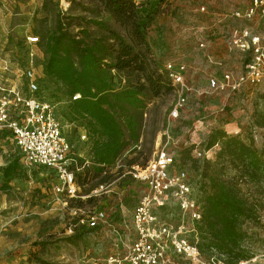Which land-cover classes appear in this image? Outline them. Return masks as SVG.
<instances>
[{"label":"rangeland","instance_id":"rangeland-1","mask_svg":"<svg viewBox=\"0 0 264 264\" xmlns=\"http://www.w3.org/2000/svg\"><path fill=\"white\" fill-rule=\"evenodd\" d=\"M137 2L153 5L155 10L146 32V45L164 84L158 94L148 86L139 94L144 101L139 138L129 140L126 133V147L113 164L105 165L98 173L92 163L82 167L77 174L79 188L74 197L56 191L54 177L46 168L26 165L15 145L0 139V157L6 162L5 166L12 164L11 178L20 184L14 194L20 196L25 205L26 246L16 264H40V260L48 264H95L108 256L124 254L136 238L133 210L147 190L145 184L132 178L129 172L132 165L145 166L157 150L170 154L175 168L184 169L200 187L204 180V160H213L219 147L214 144L206 149L215 129L242 137L246 132V136H252L261 146L263 130L253 120L256 110L262 108L259 96L264 94V80L223 90H215L208 84L210 76L221 81L228 73L236 81L245 73L249 53L231 47L228 39L234 29L243 27L263 32L261 20L225 17L227 12L245 7L246 3L241 0L208 1L203 12L199 10L200 0ZM56 14L67 16L66 26L73 33L84 26L93 35L100 34L101 30L88 22L90 17H98L128 42L132 39L136 42L135 37L94 0H77L76 3L72 0H0V41L8 38L20 42L26 35L41 39L45 32L53 29ZM167 63L185 65V102L176 117L171 115V110L181 86L167 75L164 69ZM115 82L119 86L126 84V80L119 82V77ZM47 86L52 85L48 82ZM59 91L56 100L65 127L76 138L77 127L87 120L70 114L63 87ZM92 136L91 130L90 139ZM228 175H234V171L230 170ZM238 184L246 195L255 191L243 180L238 179ZM256 196L262 195L257 192L253 198ZM96 211L105 213V222L90 227L86 220ZM246 224L243 227H252ZM252 230L258 234V247L247 264H264V211L261 226L249 232ZM186 236L191 241L198 240L195 233ZM203 256L208 258L209 254ZM179 263L199 264L182 258Z\"/></svg>","mask_w":264,"mask_h":264},{"label":"trees","instance_id":"trees-1","mask_svg":"<svg viewBox=\"0 0 264 264\" xmlns=\"http://www.w3.org/2000/svg\"><path fill=\"white\" fill-rule=\"evenodd\" d=\"M94 1L136 42H128L98 17H90L88 22L100 34L93 35L84 26L73 33L66 26L67 16L61 14H56L53 29L42 35L41 42L47 54L45 75L63 86L64 95H80L70 102L69 110L73 117L88 119L94 137L91 163L98 173L113 164L126 147V133L129 140L139 138L144 105L139 94L147 86L158 94L164 84L146 45V32L155 15L153 5L137 0ZM116 77L126 84H116ZM259 98L262 108L254 113L253 122L263 130L261 146L246 132L242 137L220 129L214 130L206 146L219 147L213 160H204L200 186L203 214L195 234L202 256L209 254L204 259L216 255L225 264H239L256 255L258 234L249 229L261 226L264 211V94ZM11 169L10 163L4 175H11ZM230 170L234 175H228ZM238 179L255 191L243 193ZM76 181L79 185L78 178ZM257 192L262 196L253 198ZM245 223L252 227H243ZM40 264L48 263L40 260Z\"/></svg>","mask_w":264,"mask_h":264},{"label":"built area","instance_id":"built-area-1","mask_svg":"<svg viewBox=\"0 0 264 264\" xmlns=\"http://www.w3.org/2000/svg\"><path fill=\"white\" fill-rule=\"evenodd\" d=\"M200 1L199 10L203 12L205 2L228 0ZM241 2L246 3L245 7L227 12L225 17L246 20L258 17L264 26V0ZM228 43L249 53L245 73L236 81L228 73L221 81L210 76L209 86L223 90L235 89L241 83L262 82L264 30L258 32L249 27L234 29ZM199 45L203 46V43ZM46 58L39 36L26 35L20 42L8 38L0 41V139L12 142L26 165L46 168L54 177L56 191L74 197L79 188L76 181L78 171L91 163L94 137L90 139L92 129L85 117L83 119L87 122L77 127L76 138L66 129L59 101L56 100L59 88L63 86L43 72ZM164 69L171 81L181 86L171 110V115L176 117L185 102V65L167 63ZM48 82L51 87L47 86ZM79 96L66 97L70 104ZM82 147L86 150L83 151ZM198 154L201 155V152ZM174 163L173 157L160 149L145 166H131L129 173L132 178L144 183L147 188L132 214L136 238L124 254L108 256L95 264H180V258L199 264H225L215 255L204 259L197 241H191L186 236L190 232L195 233L202 218L203 202L199 185L193 183L184 169H176ZM105 217L103 211H96L86 223L95 227L105 222ZM80 222L84 223V219ZM239 264H247V261Z\"/></svg>","mask_w":264,"mask_h":264},{"label":"crops","instance_id":"crops-1","mask_svg":"<svg viewBox=\"0 0 264 264\" xmlns=\"http://www.w3.org/2000/svg\"><path fill=\"white\" fill-rule=\"evenodd\" d=\"M5 163L0 157V264H16L26 246L25 205L14 194L19 182L11 178L12 174L4 175Z\"/></svg>","mask_w":264,"mask_h":264},{"label":"bare ground","instance_id":"bare-ground-1","mask_svg":"<svg viewBox=\"0 0 264 264\" xmlns=\"http://www.w3.org/2000/svg\"><path fill=\"white\" fill-rule=\"evenodd\" d=\"M64 4H65V5H67V3H66V2H64Z\"/></svg>","mask_w":264,"mask_h":264}]
</instances>
